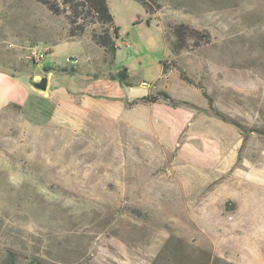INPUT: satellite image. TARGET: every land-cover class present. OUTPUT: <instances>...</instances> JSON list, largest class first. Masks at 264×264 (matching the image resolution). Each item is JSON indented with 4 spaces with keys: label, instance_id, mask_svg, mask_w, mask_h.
Instances as JSON below:
<instances>
[{
    "label": "rangeland",
    "instance_id": "rangeland-1",
    "mask_svg": "<svg viewBox=\"0 0 264 264\" xmlns=\"http://www.w3.org/2000/svg\"><path fill=\"white\" fill-rule=\"evenodd\" d=\"M146 1L150 15L106 0L117 47L95 77L125 68L123 96L165 86L198 115L172 146L138 119L103 133L63 107L48 120L1 109L0 263L11 251L14 264H264V0ZM0 8V49H47L38 63L21 52L9 63L27 82L42 65L92 53L79 40L50 42L69 29L64 13L35 0ZM79 22V38L96 45L95 19ZM180 23L198 37L173 53L165 29Z\"/></svg>",
    "mask_w": 264,
    "mask_h": 264
},
{
    "label": "crops",
    "instance_id": "crops-1",
    "mask_svg": "<svg viewBox=\"0 0 264 264\" xmlns=\"http://www.w3.org/2000/svg\"><path fill=\"white\" fill-rule=\"evenodd\" d=\"M4 19L0 8V27L4 25ZM13 22L16 23V18ZM5 27L3 26V28ZM74 40L81 41L93 54L84 57L81 64L77 66H75L77 64L75 58L74 62L69 64L42 65L43 72L36 73L32 78L43 75L47 77V86L44 92L36 91L31 82L25 81L22 75L9 65L16 60V57L20 56L21 50L5 51L0 49V110L9 104H16L21 107L20 110L24 114L48 120L57 111V107H63L84 118L85 122L95 126L103 133H113L120 123L124 122L130 125L133 124L132 120L138 119L139 125H141L138 128L148 126L150 123L154 126L153 132L160 139L168 131L172 137L171 145L173 146L177 136L189 127L191 118L198 114L180 105L156 98L152 95L153 87L146 83L142 86L148 87L149 92L143 91L138 95L132 93L129 97L123 96L120 89L121 83L117 79L111 78L117 72L107 70L108 76H102L104 74L102 68L105 63L103 48L91 43L85 44L78 37L61 41ZM166 46L168 48V45ZM22 58L24 59L23 55ZM106 63L108 66V62ZM62 67L68 71H59L58 68ZM98 72L102 75L95 77ZM162 77H166V74L163 75L161 71L157 80ZM162 88L167 91V87L163 86ZM148 112L150 115L148 118L141 115ZM161 126L163 131H160ZM205 146V149H211L213 144L207 140ZM186 148L190 150L188 144H185L182 156H184Z\"/></svg>",
    "mask_w": 264,
    "mask_h": 264
},
{
    "label": "trees",
    "instance_id": "trees-1",
    "mask_svg": "<svg viewBox=\"0 0 264 264\" xmlns=\"http://www.w3.org/2000/svg\"><path fill=\"white\" fill-rule=\"evenodd\" d=\"M37 3L45 6L53 14L64 13L68 19L69 29L65 35L60 37L51 38L50 42H59L62 39H71L80 37L86 30V24L79 22L82 14L91 15L95 19V23L99 25L98 29H94L91 32V39L94 43L103 48L104 53L107 54L110 59H114L116 44L115 39L118 36V28L114 24V18L111 14L106 0H35ZM144 7L146 12L150 15L154 13V9L148 5L146 0H134ZM165 35L168 41V49L173 53H178L182 50L186 44L188 38L198 37L197 30L189 27L184 23L176 24L171 27H166ZM162 74L167 73L168 65L165 59L161 60ZM59 71L67 72L64 67L58 68ZM112 79H117L121 84L130 86V82L127 80L128 76L126 69L123 68L117 72L116 75L111 76ZM155 87V84L153 85ZM154 89V88H153ZM204 95H206L204 93ZM154 96L160 100L181 105L186 104L183 100H178L164 89L156 88ZM210 101V98H209ZM7 107H13L20 109L21 107L16 104H9ZM214 113L224 121H230L227 116L218 110H213ZM15 256L11 251H8L6 258L1 261L0 264H14Z\"/></svg>",
    "mask_w": 264,
    "mask_h": 264
},
{
    "label": "built area",
    "instance_id": "built-area-1",
    "mask_svg": "<svg viewBox=\"0 0 264 264\" xmlns=\"http://www.w3.org/2000/svg\"><path fill=\"white\" fill-rule=\"evenodd\" d=\"M12 47V44H9ZM23 57L32 63H38L42 57V55L47 51L45 47L43 49H39L37 45H30L27 47H21Z\"/></svg>",
    "mask_w": 264,
    "mask_h": 264
},
{
    "label": "water",
    "instance_id": "water-1",
    "mask_svg": "<svg viewBox=\"0 0 264 264\" xmlns=\"http://www.w3.org/2000/svg\"><path fill=\"white\" fill-rule=\"evenodd\" d=\"M32 87L38 92H44L47 86V77L46 76H36L31 79Z\"/></svg>",
    "mask_w": 264,
    "mask_h": 264
}]
</instances>
